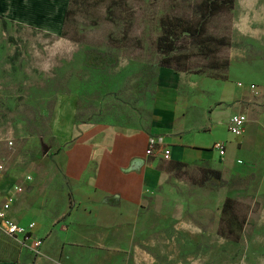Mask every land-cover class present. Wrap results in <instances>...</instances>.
Returning <instances> with one entry per match:
<instances>
[{
    "label": "rangeland",
    "instance_id": "obj_1",
    "mask_svg": "<svg viewBox=\"0 0 264 264\" xmlns=\"http://www.w3.org/2000/svg\"><path fill=\"white\" fill-rule=\"evenodd\" d=\"M207 1L81 0L59 34L0 19V163L6 166L0 201L8 212L26 203V214L35 208L44 239L53 225L67 226L79 188L67 180L52 131L56 101L76 99L79 124L151 128L168 57L159 48L163 20L181 18L197 29ZM7 16L38 25L50 18L36 10ZM206 30L204 36L178 32L170 69L186 76L188 88L205 81L243 84L252 118L264 113V0H236L233 9L212 15ZM209 169L205 159L173 166L167 188L144 209L123 215L122 236L135 230V247L104 251L100 264H264L261 187L256 181L250 188L247 169L237 177L222 173L221 180L209 179ZM228 199L235 207L224 213ZM183 219L216 228L215 253L202 241L195 249L185 245L200 236L179 233ZM39 257L0 229V264H36Z\"/></svg>",
    "mask_w": 264,
    "mask_h": 264
},
{
    "label": "crops",
    "instance_id": "obj_2",
    "mask_svg": "<svg viewBox=\"0 0 264 264\" xmlns=\"http://www.w3.org/2000/svg\"><path fill=\"white\" fill-rule=\"evenodd\" d=\"M59 2L0 0V17L59 34L65 29L70 0ZM24 10L40 11L50 18L41 26L7 16L9 12ZM54 24L56 29L50 30ZM185 79L184 74L172 69L160 70L154 119L149 129L77 124L76 99L62 97L56 101L52 131L62 149L60 160L65 164L67 180L79 190L70 207L68 227L53 225L54 231L46 240L40 224H36L41 219L35 208L26 214L30 207L26 203L18 206L19 212H9L20 225L36 224L34 236L43 240L42 249L46 247L36 264H100L104 251L119 250L124 243L128 248L135 247V230L132 235L122 236L126 231L123 215L148 206L173 181V166L194 160L205 159L211 170L235 177L243 176V169L249 170L246 183L251 188L257 181L261 187L256 199L263 205L264 216V113L252 118L247 93L236 83L205 81L192 83L188 88ZM239 113L247 115L249 122L245 135L234 136L229 129L230 120ZM153 138L160 147L149 156L147 151ZM217 142H225L224 156L214 148ZM163 148L171 150L170 160L163 158ZM1 188L7 191L9 187L4 184ZM181 224L177 228L179 233L200 236L194 242H186L188 248L195 249L194 244L202 241L204 248L215 253L214 226L206 230L185 220Z\"/></svg>",
    "mask_w": 264,
    "mask_h": 264
},
{
    "label": "trees",
    "instance_id": "obj_3",
    "mask_svg": "<svg viewBox=\"0 0 264 264\" xmlns=\"http://www.w3.org/2000/svg\"><path fill=\"white\" fill-rule=\"evenodd\" d=\"M81 0H70V6L69 9L67 10L66 14V21H65V28L70 20V18L73 16L75 13V6L80 4ZM236 0H208L202 5V8L204 9V14L202 17V25L199 26L197 29L196 27L194 28L193 26H189L186 22H184L181 18H164L163 20V29H164V34L159 40V48L160 52L164 55H167L168 57L166 58V64L162 65V68H169L170 69V59H173L171 56L178 47L177 41H178V35L181 30L184 33H188L191 36H204L206 34V22L207 20L219 13H222L224 11L233 9L235 6ZM0 19L4 23H8L10 21L1 18ZM13 23V22H12ZM65 33V32H64ZM221 43H224V40H219ZM179 72H185L186 70L184 68H181L178 70ZM78 115V114H77ZM80 115L76 116V123H78V117ZM79 124V123H78ZM206 173L209 176V179L214 178V179H222V172L216 171V170H206ZM235 200L233 199H228L225 203L224 207V213H227L228 211H231L233 209ZM245 223V222H244Z\"/></svg>",
    "mask_w": 264,
    "mask_h": 264
},
{
    "label": "built area",
    "instance_id": "obj_4",
    "mask_svg": "<svg viewBox=\"0 0 264 264\" xmlns=\"http://www.w3.org/2000/svg\"><path fill=\"white\" fill-rule=\"evenodd\" d=\"M239 87L243 88V84H239ZM250 88L252 90L256 89L255 85H251ZM248 117L245 114L239 113L232 116L230 120V132L234 136H243L247 131L248 126ZM147 154L152 156L157 149L160 147V143L156 138L151 139ZM214 148L220 153L221 156L226 154V144L225 142H217L214 145ZM172 152L170 149L163 148L162 149V156L166 160H170ZM5 167L3 164L0 163V179L2 178ZM12 201V197H10ZM9 208L10 205L3 206L0 201V229L9 237L17 241L23 246H28V248L35 253L36 255L42 254V246L43 240L40 238H36L34 236V230L36 228V224L32 223L29 226H23L16 223L10 216H9Z\"/></svg>",
    "mask_w": 264,
    "mask_h": 264
}]
</instances>
